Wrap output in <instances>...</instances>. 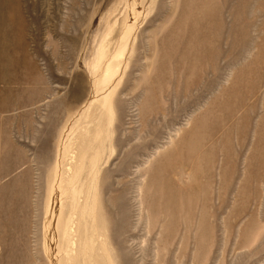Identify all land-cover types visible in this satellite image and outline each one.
Here are the masks:
<instances>
[{
    "label": "rangeland",
    "instance_id": "1",
    "mask_svg": "<svg viewBox=\"0 0 264 264\" xmlns=\"http://www.w3.org/2000/svg\"><path fill=\"white\" fill-rule=\"evenodd\" d=\"M23 2L0 264H264V0Z\"/></svg>",
    "mask_w": 264,
    "mask_h": 264
},
{
    "label": "bare ground",
    "instance_id": "2",
    "mask_svg": "<svg viewBox=\"0 0 264 264\" xmlns=\"http://www.w3.org/2000/svg\"><path fill=\"white\" fill-rule=\"evenodd\" d=\"M23 3V0H0V83L6 86L27 82L21 80L25 78L22 67H28L31 62L26 50L28 22L23 17ZM29 66L34 65L31 63ZM8 91L9 88L5 92Z\"/></svg>",
    "mask_w": 264,
    "mask_h": 264
}]
</instances>
